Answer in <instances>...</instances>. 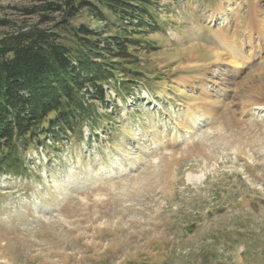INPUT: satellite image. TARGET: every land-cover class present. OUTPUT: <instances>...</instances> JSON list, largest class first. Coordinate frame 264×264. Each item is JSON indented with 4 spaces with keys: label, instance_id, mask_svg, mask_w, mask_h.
Here are the masks:
<instances>
[{
    "label": "rangeland",
    "instance_id": "rangeland-1",
    "mask_svg": "<svg viewBox=\"0 0 264 264\" xmlns=\"http://www.w3.org/2000/svg\"><path fill=\"white\" fill-rule=\"evenodd\" d=\"M90 1L103 19L1 0L0 39L38 27L73 44L75 25H124ZM156 3L138 86L105 85L114 118L34 143L25 173L0 174V264H264V33H242L238 54L220 38L237 16L264 18V0Z\"/></svg>",
    "mask_w": 264,
    "mask_h": 264
},
{
    "label": "trees",
    "instance_id": "trees-1",
    "mask_svg": "<svg viewBox=\"0 0 264 264\" xmlns=\"http://www.w3.org/2000/svg\"><path fill=\"white\" fill-rule=\"evenodd\" d=\"M36 1V8L63 11L64 22L83 8L98 21L106 16L90 0ZM156 1L101 0L124 25L113 33L75 25L73 44L62 41L58 32L38 27L0 39V174L25 173V155L34 143L57 148L64 140L67 144L88 117L114 118L107 111L112 100L105 85L114 80L117 94H131L138 86L143 73L136 46L145 42L143 28L153 30L164 23ZM89 98L104 105V114L92 111ZM48 138L51 145L46 144Z\"/></svg>",
    "mask_w": 264,
    "mask_h": 264
},
{
    "label": "bare ground",
    "instance_id": "bare-ground-1",
    "mask_svg": "<svg viewBox=\"0 0 264 264\" xmlns=\"http://www.w3.org/2000/svg\"><path fill=\"white\" fill-rule=\"evenodd\" d=\"M257 8H251V12L256 13ZM257 15V14H256ZM226 30L220 34V38L222 40V46H227L226 48L230 52L237 53L241 49L240 45H242V40H241V34L245 33L248 29L251 31L254 30L258 31L259 34L264 33V18H260L259 21L256 22H244L243 20H239L238 16L235 17L234 19V24L233 25H228L226 26ZM233 28V29H232ZM252 33V32H251ZM221 46V47H222ZM224 48H222L220 51H223ZM229 52V53H230ZM222 55V52H218V58L220 59ZM262 97H264V90ZM264 100V99H263ZM264 102V101H262ZM205 179V175H189L188 176V182L193 184V185H199L201 182Z\"/></svg>",
    "mask_w": 264,
    "mask_h": 264
}]
</instances>
